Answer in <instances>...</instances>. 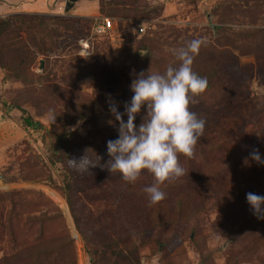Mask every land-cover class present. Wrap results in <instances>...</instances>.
Masks as SVG:
<instances>
[{
    "label": "rangeland",
    "instance_id": "obj_1",
    "mask_svg": "<svg viewBox=\"0 0 264 264\" xmlns=\"http://www.w3.org/2000/svg\"><path fill=\"white\" fill-rule=\"evenodd\" d=\"M64 7L0 0V264H58L47 248L63 235L75 264H92L87 244L100 264H264V220L246 201L264 194V166L245 163L253 149L264 155V0ZM101 16L117 26L94 33ZM194 39L203 44L192 67L210 87L189 108L210 112L193 156L179 155L184 175L160 185L162 201L144 191L156 183L147 170L127 186L108 165L70 162L86 154L106 164L118 137L108 94L123 112L137 74L176 66L172 50ZM16 106L42 127H26ZM55 135L66 137L54 152Z\"/></svg>",
    "mask_w": 264,
    "mask_h": 264
},
{
    "label": "clouds",
    "instance_id": "obj_2",
    "mask_svg": "<svg viewBox=\"0 0 264 264\" xmlns=\"http://www.w3.org/2000/svg\"><path fill=\"white\" fill-rule=\"evenodd\" d=\"M203 41L194 39L183 47L173 49L178 64L169 65L163 72L142 71L130 85L133 95L119 111V104L108 94L107 111L112 117L107 121L118 132V137L106 143L110 159L100 164L101 157L92 163L86 154L70 160L82 171L90 166L108 165L109 172H118L127 183H134L142 170L153 174L156 183L144 191L150 203L162 201L166 193L160 185L171 178L184 175L185 169L179 164V155L192 157L194 149L203 136L206 121L198 118L189 108L193 98L207 89V79L193 70L194 58ZM144 109L142 122L134 121ZM127 117L126 121L123 117ZM255 162L264 166V155L253 149L245 163ZM246 201L252 214L264 220V194L249 192Z\"/></svg>",
    "mask_w": 264,
    "mask_h": 264
},
{
    "label": "trees",
    "instance_id": "obj_3",
    "mask_svg": "<svg viewBox=\"0 0 264 264\" xmlns=\"http://www.w3.org/2000/svg\"><path fill=\"white\" fill-rule=\"evenodd\" d=\"M199 76H201V74L197 71H195ZM202 77V76H201ZM207 89L210 87V81H209V78L207 77ZM16 108L21 112V119H22V122L23 124L28 127L29 129L31 130H38L42 127V124L37 121V120H34L32 118V116L30 114L27 113V111L25 109H23L22 107L20 106H16ZM210 112V111H209ZM209 112L204 115V116H201L200 118H203L205 119V117H208V114ZM55 139L52 141V145H53V149H54V152L57 150V148L59 146H61V144L63 143V141L65 140V135H55ZM53 152V153H54ZM97 153V152H96ZM95 153V154H96ZM55 154V153H54ZM85 154V153H84ZM58 156V155H57ZM60 157L58 156V160L61 162V160L59 159ZM69 158V157H68ZM56 160H57V157H56ZM124 183H126L127 186L129 185H133L134 183H127L124 181ZM125 185V186H126ZM169 186V185H168ZM132 188V187H131ZM134 188V187H133ZM161 189H163L164 187H160ZM180 200L182 201V204H183V199L180 198ZM163 213V212H162ZM164 214V213H163ZM72 215L74 217V221L76 222V226L79 228V219L78 217L76 216L75 213H73L72 211ZM162 215H160L161 217ZM88 220V219H87ZM82 237L84 240H86L87 242V236L82 232L80 231ZM56 240V242H54ZM53 242V244H51V246H49L47 249L50 253H52V257L54 259L55 262H57L58 264H75L74 261L71 260L70 258V250H71V239L68 235H63V236H60L58 238H56ZM87 244V243H86ZM87 248H88V252L90 253V257L92 259V264H100L99 263V260L95 258L94 256V252L93 250L91 249V247H89V245L87 244ZM66 251V256L63 254V252ZM69 254V255H68Z\"/></svg>",
    "mask_w": 264,
    "mask_h": 264
},
{
    "label": "built area",
    "instance_id": "obj_4",
    "mask_svg": "<svg viewBox=\"0 0 264 264\" xmlns=\"http://www.w3.org/2000/svg\"><path fill=\"white\" fill-rule=\"evenodd\" d=\"M116 26H117L116 21L113 20L111 17L108 16L94 17L92 30L94 33H103V32L111 31ZM139 30L143 32L144 28L140 26ZM85 48H88V45H86Z\"/></svg>",
    "mask_w": 264,
    "mask_h": 264
},
{
    "label": "water",
    "instance_id": "obj_5",
    "mask_svg": "<svg viewBox=\"0 0 264 264\" xmlns=\"http://www.w3.org/2000/svg\"><path fill=\"white\" fill-rule=\"evenodd\" d=\"M77 0H65V11H68L70 8H72L75 5V2ZM41 67H42V62H41Z\"/></svg>",
    "mask_w": 264,
    "mask_h": 264
}]
</instances>
